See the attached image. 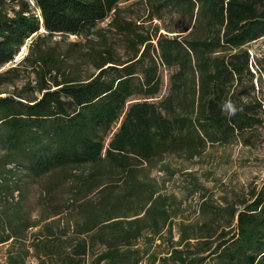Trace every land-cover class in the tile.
Segmentation results:
<instances>
[{"label": "trees", "instance_id": "obj_1", "mask_svg": "<svg viewBox=\"0 0 264 264\" xmlns=\"http://www.w3.org/2000/svg\"><path fill=\"white\" fill-rule=\"evenodd\" d=\"M123 1L0 0V68L37 33L23 60L0 70V85L26 63L35 74L10 94L0 89L7 264L32 255L40 264H88L90 254V264H139L165 230L161 264H264V182L224 206L202 195L209 218L180 220L174 239L184 210L166 173L183 169L165 159L194 161L264 123L254 81L264 61L248 47L264 36V0H138L141 22L125 17ZM41 27L84 38L47 42ZM186 172L197 192L198 176ZM33 187L45 211L38 217L26 209Z\"/></svg>", "mask_w": 264, "mask_h": 264}, {"label": "rangeland", "instance_id": "obj_2", "mask_svg": "<svg viewBox=\"0 0 264 264\" xmlns=\"http://www.w3.org/2000/svg\"><path fill=\"white\" fill-rule=\"evenodd\" d=\"M138 0H127L121 3L123 14L130 19H137L141 22L144 19V7ZM40 13V9H34ZM109 18L99 22V26H108ZM159 22V21H158ZM147 26L150 21H145ZM163 30V29H162ZM40 32L46 36V41H56L63 39L67 44L71 41H79L83 36L76 34H50L44 27H41ZM110 38H116V34L108 32ZM37 33H34L26 43L21 47L19 54L12 61L8 62L0 68L5 70L10 66L17 65L24 56L30 51V45ZM97 38V35H94ZM110 39V40H111ZM120 52L123 48L116 44ZM249 49L258 55L264 61V36L252 41L248 45ZM27 69L22 66L19 77L15 78L14 83L2 84L0 89L2 94H10L17 87L21 88L29 79L34 81L35 74L32 72L29 63H26ZM257 68L256 65H254ZM169 69L163 67V91H167L169 84ZM256 84V95L262 102V107L258 111L264 118V75L256 73L254 78ZM34 83V82H33ZM170 160L174 166L182 168V171L177 172L175 176L170 178V173H166L167 188L169 191L176 193L178 199L183 203V213L174 219L173 238L179 239L181 231L179 228L180 220L193 221L201 223L209 217L200 210L201 196L206 195L214 203L218 205H226L228 203H238L242 197L249 196V191L252 187L261 185L264 182V123L256 125L248 130L244 137L237 136L229 143H216L210 145L206 151L194 161L183 160L177 156L169 155L165 158ZM187 170L193 171L199 178L200 185L195 191L196 183L191 182L190 177L185 174ZM160 173L157 169L153 170V174ZM161 174V173H160ZM46 182V181H45ZM68 186L64 185L58 195L64 197L68 193ZM36 187L32 188L26 200V209L29 210L32 217H38L45 211L43 207L36 203ZM61 216L65 221H74L77 217L75 213H62ZM159 238L157 236L156 245L150 247V252L143 258L139 264H161L158 259L160 255H164L168 251L169 233L167 230ZM9 241L0 243V264H7V250ZM138 245H145V237L138 241ZM101 248L100 245L92 247V251L96 252ZM93 258V254L88 255V264ZM26 264H40V260L32 255L28 257Z\"/></svg>", "mask_w": 264, "mask_h": 264}, {"label": "clouds", "instance_id": "obj_3", "mask_svg": "<svg viewBox=\"0 0 264 264\" xmlns=\"http://www.w3.org/2000/svg\"><path fill=\"white\" fill-rule=\"evenodd\" d=\"M227 108L234 113L235 109L232 108V105L230 103L227 105Z\"/></svg>", "mask_w": 264, "mask_h": 264}, {"label": "built area", "instance_id": "obj_4", "mask_svg": "<svg viewBox=\"0 0 264 264\" xmlns=\"http://www.w3.org/2000/svg\"><path fill=\"white\" fill-rule=\"evenodd\" d=\"M17 194H18V193L16 192V197H17Z\"/></svg>", "mask_w": 264, "mask_h": 264}]
</instances>
